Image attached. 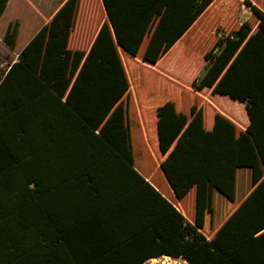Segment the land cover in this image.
<instances>
[{"label":"trees","instance_id":"1","mask_svg":"<svg viewBox=\"0 0 264 264\" xmlns=\"http://www.w3.org/2000/svg\"><path fill=\"white\" fill-rule=\"evenodd\" d=\"M103 1L110 22L87 52L69 46L79 0H67L0 83V264H135L133 249L137 264L161 254L189 264H264V181L234 213L231 242L222 243L186 220L97 132L128 88L118 46L136 55L145 43L142 60L156 63L178 42L188 50L196 28L208 24L210 36L213 23L238 18L241 1L251 16L214 42L210 36L205 70L192 86L245 104L264 164V0ZM15 36L9 25L5 40ZM27 81L38 92L29 99L17 94L24 87L16 82ZM168 109L164 125H171ZM48 126L54 137L31 147L32 127ZM256 200L259 210L250 214ZM125 209H132L126 221ZM80 228L89 229L88 241L70 244ZM100 232L103 244L89 239Z\"/></svg>","mask_w":264,"mask_h":264},{"label":"crops","instance_id":"2","mask_svg":"<svg viewBox=\"0 0 264 264\" xmlns=\"http://www.w3.org/2000/svg\"><path fill=\"white\" fill-rule=\"evenodd\" d=\"M66 1L0 0V83L25 45ZM252 1L261 5L259 0ZM109 22L103 0H79L69 46L87 52L103 24ZM9 25L16 29L13 41L5 40ZM145 45L136 55L118 46L128 88L102 117L97 132L207 238L229 243L234 230L229 227L232 216L264 181V164L247 131L250 118L246 106L228 94L215 93L212 86L194 89L192 82L201 72L198 69L187 78L182 76L179 67L189 57L179 42L156 63L142 60ZM16 84L24 87L17 91L22 98L38 94L33 82ZM227 100L237 104V109L230 108ZM167 106L171 125L163 124L167 121L162 109ZM46 114L50 115L49 111ZM50 130L49 126L32 127L31 147L54 137ZM258 210L257 200L252 201L248 212ZM130 211L121 212L125 221ZM88 230L80 228L69 243L85 245ZM102 236L100 232L88 237L103 244ZM128 256L138 263L137 250ZM163 256L183 258L161 254L143 264ZM184 262L189 264L186 259Z\"/></svg>","mask_w":264,"mask_h":264},{"label":"rangeland","instance_id":"3","mask_svg":"<svg viewBox=\"0 0 264 264\" xmlns=\"http://www.w3.org/2000/svg\"><path fill=\"white\" fill-rule=\"evenodd\" d=\"M240 4V10H238V18H235L236 16H231L227 20L224 25L220 24L219 21L212 24L210 36L211 39H216V35L224 34L233 27H235L236 24L241 23L242 21L248 19L251 14H248L250 8H248L243 2H239ZM236 5H234V9H236ZM20 9V8H19ZM232 9V10H234ZM28 8L25 7V12H27ZM21 12V11H20ZM234 12V11H233ZM208 26V24H207ZM207 26L204 29L196 28L190 35L187 40V56L189 59L180 65L179 69L182 72V76L184 78H187L190 76V74L197 72L198 69H200L201 75L205 70V60H204V52L206 46L210 44V36L209 28L207 29ZM200 29V30H199ZM143 70H146V68H143ZM228 105L230 108H233V110L237 109V104L235 103H229V100H227ZM223 103V102H222ZM227 106V103H226ZM179 262H182V264H186L183 260H177L176 262L173 260V258L169 257H158L156 259L149 260L147 264H178Z\"/></svg>","mask_w":264,"mask_h":264},{"label":"built area","instance_id":"4","mask_svg":"<svg viewBox=\"0 0 264 264\" xmlns=\"http://www.w3.org/2000/svg\"><path fill=\"white\" fill-rule=\"evenodd\" d=\"M183 261H185V259L181 258ZM175 262L177 261L176 259L174 260ZM178 264H182V262H179Z\"/></svg>","mask_w":264,"mask_h":264}]
</instances>
